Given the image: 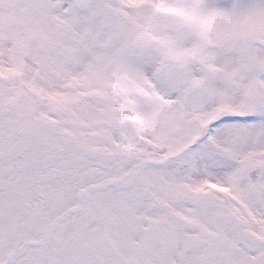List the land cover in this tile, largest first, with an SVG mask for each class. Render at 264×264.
<instances>
[{
	"label": "snow or ice",
	"instance_id": "obj_1",
	"mask_svg": "<svg viewBox=\"0 0 264 264\" xmlns=\"http://www.w3.org/2000/svg\"><path fill=\"white\" fill-rule=\"evenodd\" d=\"M0 264H264V0H0Z\"/></svg>",
	"mask_w": 264,
	"mask_h": 264
}]
</instances>
